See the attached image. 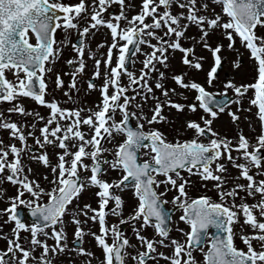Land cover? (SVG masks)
<instances>
[{
    "label": "snow or ice",
    "instance_id": "1",
    "mask_svg": "<svg viewBox=\"0 0 264 264\" xmlns=\"http://www.w3.org/2000/svg\"><path fill=\"white\" fill-rule=\"evenodd\" d=\"M104 28L93 50L86 40ZM69 45L70 71L54 80L73 105L63 106L49 94L47 74ZM239 48L249 55L244 81L236 78ZM89 59L92 103L77 85ZM225 64L235 75L221 78ZM62 76L70 77L66 87ZM0 102L10 114L0 112L8 141L0 139V182L15 186L0 207V221L13 225L0 231V264H56L71 254L68 223L83 264H264V0H0ZM242 110L258 122L254 135L214 127L224 113L238 124ZM193 176L205 188L213 181L216 198L190 195ZM85 192L90 202L81 201ZM125 192L134 197L127 215ZM125 223L136 243L121 231ZM86 235L102 258L82 246Z\"/></svg>",
    "mask_w": 264,
    "mask_h": 264
},
{
    "label": "rangeland",
    "instance_id": "2",
    "mask_svg": "<svg viewBox=\"0 0 264 264\" xmlns=\"http://www.w3.org/2000/svg\"><path fill=\"white\" fill-rule=\"evenodd\" d=\"M138 3V2H136ZM135 4V3H133ZM114 6H117L119 8V5L118 4H115V5H112L111 6V10L112 8H115ZM117 9V8H116ZM107 29L104 28V29H101L99 31H96L95 34L91 37L90 40H86V44H89L91 46V48L93 50H95V47L96 45L103 39L106 38V33H107ZM64 32L62 30H58L57 33H56V39L57 40H61L64 38ZM76 37V33L75 31H72L69 35H68V39L70 40V42H72V40ZM100 52H103L105 51L104 48H100L99 49ZM247 55V52L245 53ZM73 55V52H72V48H71V45L69 46H66L63 50V55L59 58V60L56 62V65L53 69V72H50L48 73V83H49V94L50 95H54L57 99L59 100H63L64 101V104H66V106H73L70 102L66 101L64 96H63V92H62V89H55V85H54V80H55V72L56 71H63V72H67V71H70V69L68 68V66L64 63V61ZM87 63V67L84 71V73L81 75L79 81L77 82V85L78 87L80 88V91H81V95L83 97V100L87 101L88 103H92L94 102L95 98L97 97L98 93L96 91H92L90 94H85V89L87 88V78L91 75V71L93 70L92 69V61L89 59L86 61ZM249 64V60L246 59V61L241 65L242 67V70ZM137 67H139V63L137 64ZM248 74V73H247ZM247 74L243 73L242 76L243 77H246ZM62 79L65 81V85L64 87L67 86V82L68 80L70 79L69 76H62ZM97 83H99V79L97 80ZM20 102L23 103V105L25 106V108H31L33 111H35V109L33 108L34 106H41L39 104H37L32 98H29V97H20ZM37 112H41V107H37L36 109ZM45 111L47 112L48 110L45 109ZM253 112V111H252ZM252 112H250V114L247 116L249 117L250 119H252L253 121V125H252V128H249L248 126V120L246 119H243L242 121V128L244 129L243 133L246 135V136H251V135H254V132H253V129H255V132H258L259 131V126H258V122L256 121L255 117L252 116ZM10 115V114H9ZM42 115V114H41ZM11 119L15 120V119H21V120H31V117H17L16 115H11ZM219 122V123H218ZM231 124V121L230 120H227L226 117H222V119L220 120H217L214 124V127H218L221 131V135H223L227 128L230 127L229 126V123ZM232 125V124H231ZM234 135L236 136L237 133L234 132ZM6 136H7V133L4 132L3 130H0V139H4L5 142H8L7 139H6ZM29 144H32V138H29L28 140ZM18 143V141H17ZM34 169L35 172H38L40 174H43L46 169L43 168V166L37 164L36 162L34 164L31 165ZM229 171L231 172L232 175H235L236 174V169L234 168H231L230 169V165H229ZM241 182H244L243 180H241ZM1 185L8 190V194L11 196L13 193H15V186L12 185L11 183L7 182V181H3V182H0ZM0 189H1V186H0ZM124 198H125V206L127 209H129L127 212H125V215H127L131 208L133 207L134 205V197H132L131 193L130 192H125L124 193ZM5 195H0V207H4L5 206ZM178 215V214H177ZM109 222L110 223H115L117 222V218L115 217H109ZM9 225V223H7ZM12 225V223H11ZM181 227H183L184 225L181 223L180 225ZM3 232L5 233H8V229L5 228V230H2ZM66 231L68 232L67 234V238H66V241L64 242H67L69 241L70 239H73L74 238V235L73 233L70 234V232H74V227H69V228H66ZM93 231H96V230H93ZM172 235H177V233L175 231L172 232ZM71 242V241H70ZM48 243L49 244H52L54 243V241L49 238L48 240ZM132 243H136L135 239L132 240ZM70 245L72 246V244L70 243ZM82 246H84L85 248H88L90 249L91 251H93L95 253V256L97 258H102L101 257V250L95 246V243L92 239L91 236H84L83 237V244ZM5 246L4 244H2V242L0 241V249H3ZM69 250H71V254L69 255V252H65L63 253L62 255H59V259L58 261L56 262V264H83V260L82 258L79 256V254L75 251V247H71L69 248ZM39 251V250H38ZM129 251H131V249H129ZM165 251H167V249H165ZM197 256L199 257V253H197ZM76 259V262H73L74 260ZM92 264H98V260H93L92 261ZM159 264H164V261L161 260L159 262Z\"/></svg>",
    "mask_w": 264,
    "mask_h": 264
},
{
    "label": "flooded vegetation",
    "instance_id": "3",
    "mask_svg": "<svg viewBox=\"0 0 264 264\" xmlns=\"http://www.w3.org/2000/svg\"><path fill=\"white\" fill-rule=\"evenodd\" d=\"M239 50V52L241 53V59H242V64L246 61V59H248V57H249V55L247 54H245L246 53V51L243 49V48H239L238 49ZM231 58V57H230ZM140 66V65H139ZM243 73H245V74H247V72H245V71H241V73L239 74V75H237L236 76V78H237V80H240V81H244V80H246V79H248L249 78V74H247V76L246 77H243L242 76V74ZM228 74H233V75H235L234 73H231L230 72V68H229V65L228 64H225L224 65V67H223V69L220 71V76H221V78H224L226 75H228ZM47 76H48V74H47ZM80 77H81V75H80ZM217 83H219V81H217ZM48 85V84H47ZM48 88H49V85H48ZM5 104H7V103H5V102H1V106L2 105H5ZM244 104H245V106L247 105V100H246V98H245V100H244ZM47 107H45V106H42L41 107V112H38V113H40V114H42V115H44V116H46L47 115V113H48V111L46 112L45 111V109H46ZM147 110V109H146ZM235 110V109H234ZM169 110L168 109H165V112L167 113ZM253 112H255L254 110H252ZM0 112H3L4 114L6 113V110L5 109H0ZM35 112H37V111H35ZM171 112H172V116H170V119H172V118H174L175 117V110H171ZM250 114V112H248V111H244V110H242L241 112H240V120H239V123L237 124V123H235V122H232L231 120H230V118H229V116L227 115V113H224V114H222V117H226L227 118V120H230L231 121V124L233 125V131H237V129L239 128V129H242L243 130V128H242V121H243V119H245V117H247L248 115ZM133 123H134V121H133ZM219 123V122H218ZM229 123V122H228ZM162 127H165V128H167V125H162ZM169 131H171L170 129H169ZM233 131H227V132H225L223 135H226V136H229V137H233V136H235L234 135V132ZM45 150H47L48 152H49V154L51 155L52 154V147L51 146H46V148H45ZM57 150H59V149H57ZM115 175V174H114ZM185 175H187V173H185ZM192 180H193V187L190 189V194H192V193H195L196 191H197V189H199L200 187H202L201 186V183H204V182H201V181H199V177H196V176H193L192 177ZM210 181H207L206 182V184L207 185H209L210 183H209ZM81 201L82 202H90V193H88V192H85L82 196H81ZM124 209H125V207H124ZM26 222H30V220L29 219H26L25 220ZM69 226H74V225H71L70 223H68L67 224V226H66V228H68ZM92 230H96V226H93V229ZM124 233L127 235V236H129L130 238H132V225L131 224H127V226L125 227V229H124ZM149 234H151V232L149 231V230H147V233H146V235H149ZM22 235H25V236H27L28 234L27 233H22ZM83 260L85 259V258H83V257H81ZM126 264H134V262L133 261H131V260H129V259H127L126 258Z\"/></svg>",
    "mask_w": 264,
    "mask_h": 264
},
{
    "label": "water",
    "instance_id": "4",
    "mask_svg": "<svg viewBox=\"0 0 264 264\" xmlns=\"http://www.w3.org/2000/svg\"><path fill=\"white\" fill-rule=\"evenodd\" d=\"M212 231H215V229H212ZM77 243H79V242H77Z\"/></svg>",
    "mask_w": 264,
    "mask_h": 264
}]
</instances>
